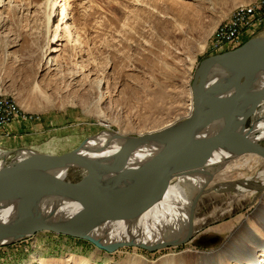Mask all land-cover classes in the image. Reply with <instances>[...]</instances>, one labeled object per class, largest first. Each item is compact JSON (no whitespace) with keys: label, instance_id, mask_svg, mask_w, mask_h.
I'll return each instance as SVG.
<instances>
[{"label":"rangeland","instance_id":"rangeland-1","mask_svg":"<svg viewBox=\"0 0 264 264\" xmlns=\"http://www.w3.org/2000/svg\"><path fill=\"white\" fill-rule=\"evenodd\" d=\"M258 1L0 0V92L32 115L0 128V153L59 154L103 129L141 135L183 120L200 61L238 46L212 47L218 23ZM256 35L264 21L242 40ZM49 48L59 50L47 64ZM240 158L212 180L194 219L199 233L183 246L106 252L42 231L0 247V264H264V189L235 200L216 189L264 168L258 155Z\"/></svg>","mask_w":264,"mask_h":264},{"label":"water","instance_id":"water-1","mask_svg":"<svg viewBox=\"0 0 264 264\" xmlns=\"http://www.w3.org/2000/svg\"><path fill=\"white\" fill-rule=\"evenodd\" d=\"M212 63L222 65L228 77L221 91L200 84ZM263 70L264 35L252 36L235 48L204 57L191 84L194 110L188 118L156 133L121 134L125 141L119 155L102 169L87 172L78 180L65 178L59 182L87 154L84 145L92 135L63 153L34 155L14 169V175H6L0 168V202L19 198L29 200L30 204L25 210L0 212V232L23 238L48 231L88 240L106 251L124 246L156 251L189 241L191 236L167 242L125 239L106 243L91 231L120 209L117 219L130 217L129 211L135 217L164 195L174 176L201 168L220 146L264 157V144L250 138L241 129L247 119H239L245 109L243 105L255 111L262 101L263 93L255 95L253 89ZM152 139L163 142L158 152L145 163L132 165L130 158ZM40 193L65 195L72 205L62 211L51 207L36 212L30 201Z\"/></svg>","mask_w":264,"mask_h":264},{"label":"bare ground","instance_id":"bare-ground-1","mask_svg":"<svg viewBox=\"0 0 264 264\" xmlns=\"http://www.w3.org/2000/svg\"><path fill=\"white\" fill-rule=\"evenodd\" d=\"M58 29L59 27H57V30ZM56 38L57 36L51 40V43L55 42V40H59V38ZM57 50L59 49L49 48L47 50L49 51L47 64L52 63L51 61L54 60L53 57H50L51 52ZM227 80L228 77L225 74L224 67L220 64L212 63L202 75L200 84L208 89L212 87L216 91H221L220 87H223ZM253 91L255 95L259 92L263 93L262 101L255 111L249 110L248 105H243L242 107L245 109L243 114L239 116V119H247L245 127H241V129L254 141L261 143L262 141L264 142V70L257 76ZM18 105L24 109L19 100ZM189 110L190 112L185 118H188L193 112L194 101L191 103ZM223 124V122L219 123L217 128H220ZM125 136L128 135L126 134ZM124 141L125 138L122 137L121 133L118 134L116 131L103 129L98 134H94L88 138V141L84 145V150L87 154L71 169L81 172V176H79L78 179L96 168L102 169L103 165L111 162L119 155L120 147ZM162 145L163 142L158 139L146 141L130 158V163L136 166L145 163L147 160L154 157ZM10 153L11 152L5 151L0 153V168L6 172V175H14V169L21 166L22 163L26 162L34 155L41 154L38 151L23 149L19 151L16 156L9 159ZM247 153L258 155L264 159V157L257 153L239 152L220 146L201 168L174 176L164 195L150 206L142 209L135 217L132 215L133 212L129 211L130 217L125 218V220L117 219L116 214H118L121 209L113 216L114 211L104 223L94 226L91 233L98 236L106 243L125 239H143L147 243L167 242L191 236V239L187 241L190 242L199 233L196 228V220L194 219L201 198L207 191L215 189V187H209L212 180H214L221 171L230 168L232 163H234V159H241L240 157ZM239 159L237 163H240L241 160ZM71 169L61 176L62 178L59 182H63L65 178H69V171ZM216 189L218 191L227 190L228 192H232L234 194L232 200L239 199L240 196L246 197L249 194H259L264 189V168L255 176L243 180L220 183L217 185ZM257 189L260 191L255 192ZM31 198V206L36 212H43L46 208L49 209L51 207H55L56 211H62L72 205L67 196L60 194L43 195L40 193L35 194ZM27 208H30V204L29 200L26 199L20 201L19 198H8L0 202V212H14ZM36 234L20 238L18 236L11 237L0 232V247L18 243ZM63 236L71 237L68 235ZM71 238L80 239L76 237ZM187 242L178 246H183L187 244ZM172 246L177 247V245ZM96 247L100 250H104L98 246ZM218 253L219 250L217 251V255ZM210 254H216V251Z\"/></svg>","mask_w":264,"mask_h":264},{"label":"built area","instance_id":"built-area-1","mask_svg":"<svg viewBox=\"0 0 264 264\" xmlns=\"http://www.w3.org/2000/svg\"><path fill=\"white\" fill-rule=\"evenodd\" d=\"M264 0H259L256 3L239 4L231 15L218 23L211 41L212 47L222 49L239 46L243 43L242 34L252 29V26L261 24L264 21ZM29 115L26 110L18 105V99L14 94L0 92V128L14 121L27 119ZM3 135H0V138ZM1 146V145H0Z\"/></svg>","mask_w":264,"mask_h":264}]
</instances>
